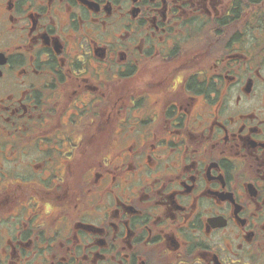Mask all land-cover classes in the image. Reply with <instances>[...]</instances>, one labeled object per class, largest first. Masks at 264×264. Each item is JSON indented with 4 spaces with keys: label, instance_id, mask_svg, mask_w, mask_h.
<instances>
[{
    "label": "flooded vegetation",
    "instance_id": "1",
    "mask_svg": "<svg viewBox=\"0 0 264 264\" xmlns=\"http://www.w3.org/2000/svg\"><path fill=\"white\" fill-rule=\"evenodd\" d=\"M0 264H264V0H0Z\"/></svg>",
    "mask_w": 264,
    "mask_h": 264
}]
</instances>
